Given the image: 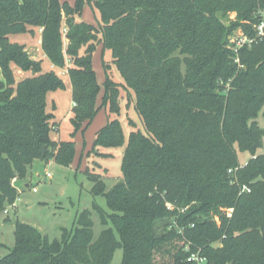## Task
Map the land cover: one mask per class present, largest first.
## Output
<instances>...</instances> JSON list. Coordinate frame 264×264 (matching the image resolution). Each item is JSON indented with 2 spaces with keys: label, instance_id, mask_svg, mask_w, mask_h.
<instances>
[{
  "label": "trees",
  "instance_id": "trees-1",
  "mask_svg": "<svg viewBox=\"0 0 264 264\" xmlns=\"http://www.w3.org/2000/svg\"><path fill=\"white\" fill-rule=\"evenodd\" d=\"M87 5L96 23L82 19ZM262 12L264 0H0V210L36 160L71 164L76 133L102 108L116 117L97 131L92 151L124 148L111 188L85 170L109 208L96 206L106 226L98 237L89 210L60 240L16 221L0 264H111L119 248L120 264H197L193 252L206 264H264ZM240 34L252 41L239 45ZM27 35L67 68L69 139L52 137L57 107L48 109L50 93L69 85L31 57L18 38ZM15 68L27 75L17 80ZM122 101L145 130L127 140ZM241 152L251 155L244 164Z\"/></svg>",
  "mask_w": 264,
  "mask_h": 264
},
{
  "label": "rangeland",
  "instance_id": "rangeland-1",
  "mask_svg": "<svg viewBox=\"0 0 264 264\" xmlns=\"http://www.w3.org/2000/svg\"><path fill=\"white\" fill-rule=\"evenodd\" d=\"M82 19L96 23V18L90 6H86ZM22 37L19 36L18 38ZM26 37L29 44L28 52L31 57L35 60L43 59L45 70L55 69L60 72V68L52 65L44 57L45 55L43 56L44 52L39 40L30 35ZM100 52L99 49L94 55V67L98 73L99 81L103 85L105 73ZM15 72L17 80L27 75V73L17 68H15ZM0 76L2 77L1 70ZM114 76L116 79L122 80L120 73L115 68ZM62 78L69 87L66 90L51 92L48 98V109L52 110L53 105L57 107L54 112L57 115L56 121L59 123V129L52 135L57 140L69 139V133L73 130L71 123L73 101L70 80L66 74H62ZM121 107V114L118 118L124 127L126 140L132 129L137 128L145 131L133 106L127 108L126 101H122ZM110 117L114 118L116 115H109L102 108L88 127L76 133L74 137L76 154L69 166H62L52 160L48 162L36 160L30 166L27 177L16 183L18 195L14 200L15 206L9 207L7 213L3 211L13 201L6 203L5 207L0 210V258L9 253L15 244L14 221L31 224L46 233L50 239L60 240L63 229H72L80 213L89 210L94 224L95 237H98L105 229L106 226L102 223L101 212L96 209V206L109 212L106 197L102 194L95 195L92 192L94 182L88 177L85 170L89 169L99 173L108 188H111L121 177L123 147L104 149L103 152L111 153L110 156L99 155L97 151H92L97 131L106 125L108 120L111 119ZM128 117L136 122V126L128 123ZM258 121L264 128V115L262 113H260ZM259 153H264V136ZM250 156L249 152L239 153L242 164L246 163ZM47 170L51 172V177L46 176ZM34 187L36 190H34ZM231 212L232 209L229 210V213ZM122 257L123 249L119 248L116 250L111 264H120Z\"/></svg>",
  "mask_w": 264,
  "mask_h": 264
},
{
  "label": "built area",
  "instance_id": "built-area-1",
  "mask_svg": "<svg viewBox=\"0 0 264 264\" xmlns=\"http://www.w3.org/2000/svg\"><path fill=\"white\" fill-rule=\"evenodd\" d=\"M261 16H262V20L260 21V23L257 26V33L259 36H264V12L261 13ZM251 41H252V39H249L247 36H244L243 34H240V37L237 39V42L239 45L244 44L245 42H251ZM39 42L41 43V40ZM67 72H68L67 68L60 70V73L64 74V75L67 74ZM46 176L51 177L52 176L51 172L47 170ZM34 190H36L35 187H34ZM243 190L249 191V188L247 186H244ZM11 206L12 207L15 206V201L13 203L9 204V206L7 208H5L3 211L5 213H7L8 208ZM168 206L170 208L171 204H168ZM188 260L194 261L197 264H206V262H207V258L205 256L201 255L200 252L191 253V255L188 257Z\"/></svg>",
  "mask_w": 264,
  "mask_h": 264
},
{
  "label": "crops",
  "instance_id": "crops-1",
  "mask_svg": "<svg viewBox=\"0 0 264 264\" xmlns=\"http://www.w3.org/2000/svg\"><path fill=\"white\" fill-rule=\"evenodd\" d=\"M71 2L73 1V0H70ZM26 38L27 37H22V38H20V40L22 41V43H24V44H26V50L28 51V42H27V40H26ZM41 39H39V41H40ZM40 43V42H39ZM40 46H41V43H40ZM45 54H43V56H44ZM44 57H46V56H44ZM27 185V184H26ZM15 224V223H14ZM44 233V232H43Z\"/></svg>",
  "mask_w": 264,
  "mask_h": 264
},
{
  "label": "water",
  "instance_id": "water-1",
  "mask_svg": "<svg viewBox=\"0 0 264 264\" xmlns=\"http://www.w3.org/2000/svg\"><path fill=\"white\" fill-rule=\"evenodd\" d=\"M45 151H46V146L43 147V154H45ZM16 221H14L15 223Z\"/></svg>",
  "mask_w": 264,
  "mask_h": 264
}]
</instances>
